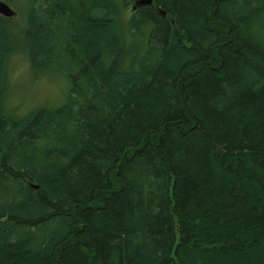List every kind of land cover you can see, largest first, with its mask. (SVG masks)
<instances>
[{"label": "trees", "instance_id": "obj_1", "mask_svg": "<svg viewBox=\"0 0 264 264\" xmlns=\"http://www.w3.org/2000/svg\"><path fill=\"white\" fill-rule=\"evenodd\" d=\"M24 1L0 264H264V0ZM19 44L62 89L24 114Z\"/></svg>", "mask_w": 264, "mask_h": 264}, {"label": "rangeland", "instance_id": "obj_2", "mask_svg": "<svg viewBox=\"0 0 264 264\" xmlns=\"http://www.w3.org/2000/svg\"><path fill=\"white\" fill-rule=\"evenodd\" d=\"M2 1L6 2L14 11L11 16L5 17L12 20L17 28L20 29L22 26L20 18L21 14L24 12L22 4H24L25 1ZM130 15L131 8L128 7L118 21L117 28L119 30H126ZM18 48L19 49L10 54L6 60L3 76L5 87L3 90L5 99L11 105V109L24 114L34 107L41 106L51 100L55 101L57 92L59 93L62 89L57 85L60 84V81H48L46 78L40 76V74L30 72L28 69V59L21 44L18 45Z\"/></svg>", "mask_w": 264, "mask_h": 264}, {"label": "water", "instance_id": "obj_3", "mask_svg": "<svg viewBox=\"0 0 264 264\" xmlns=\"http://www.w3.org/2000/svg\"><path fill=\"white\" fill-rule=\"evenodd\" d=\"M152 0H136L135 4L132 6V8L135 7L136 4H140V3H149ZM165 11L162 10V13H164ZM0 13L6 16H10L13 14V9L4 1L0 0Z\"/></svg>", "mask_w": 264, "mask_h": 264}, {"label": "bare ground", "instance_id": "obj_4", "mask_svg": "<svg viewBox=\"0 0 264 264\" xmlns=\"http://www.w3.org/2000/svg\"><path fill=\"white\" fill-rule=\"evenodd\" d=\"M14 12V11H13ZM3 15V14H2ZM4 16H6V15H4ZM11 16V15H10Z\"/></svg>", "mask_w": 264, "mask_h": 264}]
</instances>
